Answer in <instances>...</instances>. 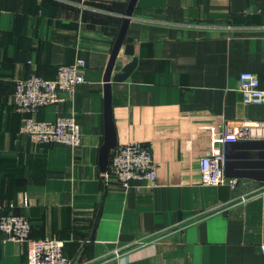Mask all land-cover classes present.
I'll use <instances>...</instances> for the list:
<instances>
[{"label":"crops","instance_id":"obj_1","mask_svg":"<svg viewBox=\"0 0 264 264\" xmlns=\"http://www.w3.org/2000/svg\"><path fill=\"white\" fill-rule=\"evenodd\" d=\"M129 2L0 0L2 213L26 217L34 239L63 241L71 264H264V182L200 183L201 157L224 154L223 125L243 131L237 141L264 140V105L238 92L244 72L264 89V0L135 1L117 61L131 60L129 44L137 63L109 90L117 145L151 144L158 165L157 186L137 181L138 191L99 166L105 71ZM79 58L85 82L73 99L16 111L15 81L53 80ZM69 116L76 147L20 132L26 117ZM26 253L0 233V264H27Z\"/></svg>","mask_w":264,"mask_h":264},{"label":"built area","instance_id":"obj_2","mask_svg":"<svg viewBox=\"0 0 264 264\" xmlns=\"http://www.w3.org/2000/svg\"><path fill=\"white\" fill-rule=\"evenodd\" d=\"M86 61L76 59L72 65L57 68L53 80L44 79L36 74L14 83L13 102L17 112L34 114L45 106L73 99L78 86L85 82ZM238 92L245 104L264 105V89L257 77L249 72L239 75ZM262 125L261 123L256 124ZM20 132L35 143L65 144L76 147L81 142L80 126L73 116L58 117L54 121H37L31 117L23 119ZM223 144L237 141L243 131L227 125L222 127ZM225 158L223 153L204 155L200 159V183L205 186H219L225 180ZM104 178L111 176L124 190H139L137 181L147 182V188L157 186L158 165L154 161L151 144L129 142L117 145L110 153L108 169ZM236 181L231 180L234 187ZM236 184V183H235ZM246 197H241L244 200ZM11 206V204H9ZM0 202V233L5 241L25 243L27 264H71L64 254V243L57 238L31 237L30 221L21 215L2 213Z\"/></svg>","mask_w":264,"mask_h":264},{"label":"water","instance_id":"obj_3","mask_svg":"<svg viewBox=\"0 0 264 264\" xmlns=\"http://www.w3.org/2000/svg\"><path fill=\"white\" fill-rule=\"evenodd\" d=\"M136 0H130L123 22L114 43L104 77V140L99 151V166L102 173L107 172L110 152L117 146L116 134L111 118L110 85L109 82H122L127 79L137 63L133 54V46L125 45L123 54L131 57L125 64L117 61L129 20ZM225 177L235 180L252 179L264 182V140L262 141H234L226 143L224 150Z\"/></svg>","mask_w":264,"mask_h":264}]
</instances>
